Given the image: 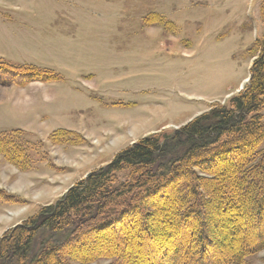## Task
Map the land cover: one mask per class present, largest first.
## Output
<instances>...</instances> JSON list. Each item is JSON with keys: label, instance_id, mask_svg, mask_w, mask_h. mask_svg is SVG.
<instances>
[{"label": "rangeland", "instance_id": "obj_1", "mask_svg": "<svg viewBox=\"0 0 264 264\" xmlns=\"http://www.w3.org/2000/svg\"><path fill=\"white\" fill-rule=\"evenodd\" d=\"M260 5L261 0H0V59L61 78L0 85V132L21 129L39 144L28 170L0 157V189L20 199L0 201V237L130 143L169 133L226 104L256 58L248 47L263 33ZM151 15L163 22L149 23ZM58 129L75 131L73 142H52L50 134ZM101 237H94L97 245ZM247 260L264 264V249Z\"/></svg>", "mask_w": 264, "mask_h": 264}, {"label": "trees", "instance_id": "obj_2", "mask_svg": "<svg viewBox=\"0 0 264 264\" xmlns=\"http://www.w3.org/2000/svg\"><path fill=\"white\" fill-rule=\"evenodd\" d=\"M260 22L248 80L226 104L130 143L6 230L0 264H249L264 249V0ZM60 79L0 59L1 86ZM27 134L0 132V157L22 171L32 168L39 145ZM76 134L58 129L49 139L68 143ZM0 201L20 199L0 189Z\"/></svg>", "mask_w": 264, "mask_h": 264}, {"label": "crops", "instance_id": "obj_3", "mask_svg": "<svg viewBox=\"0 0 264 264\" xmlns=\"http://www.w3.org/2000/svg\"><path fill=\"white\" fill-rule=\"evenodd\" d=\"M25 88V87H24Z\"/></svg>", "mask_w": 264, "mask_h": 264}, {"label": "water", "instance_id": "obj_4", "mask_svg": "<svg viewBox=\"0 0 264 264\" xmlns=\"http://www.w3.org/2000/svg\"><path fill=\"white\" fill-rule=\"evenodd\" d=\"M247 80V79H246Z\"/></svg>", "mask_w": 264, "mask_h": 264}]
</instances>
